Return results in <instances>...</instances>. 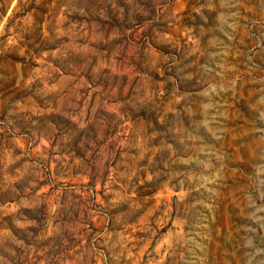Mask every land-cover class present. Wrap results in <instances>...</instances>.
Segmentation results:
<instances>
[{
  "label": "rangeland",
  "instance_id": "rangeland-1",
  "mask_svg": "<svg viewBox=\"0 0 264 264\" xmlns=\"http://www.w3.org/2000/svg\"><path fill=\"white\" fill-rule=\"evenodd\" d=\"M0 264H264V0H0Z\"/></svg>",
  "mask_w": 264,
  "mask_h": 264
}]
</instances>
